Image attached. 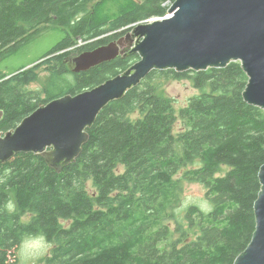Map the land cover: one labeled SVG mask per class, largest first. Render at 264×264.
<instances>
[{
    "label": "trees",
    "instance_id": "obj_1",
    "mask_svg": "<svg viewBox=\"0 0 264 264\" xmlns=\"http://www.w3.org/2000/svg\"><path fill=\"white\" fill-rule=\"evenodd\" d=\"M109 1L0 0V61L42 33L65 28L45 62L0 75L1 133L54 99L126 71L137 54L78 74L63 60L165 17V4L175 0H124L115 17L101 18ZM42 67L45 83L30 90ZM162 81H187L196 94L177 113ZM247 82L237 62L202 72L152 71L99 113L80 155L61 173L35 154L1 163L0 264H19L24 240L40 236L51 245L43 264H233L255 230L264 165V111L243 101ZM191 183L205 189L210 210L190 205L179 212Z\"/></svg>",
    "mask_w": 264,
    "mask_h": 264
},
{
    "label": "water",
    "instance_id": "obj_2",
    "mask_svg": "<svg viewBox=\"0 0 264 264\" xmlns=\"http://www.w3.org/2000/svg\"><path fill=\"white\" fill-rule=\"evenodd\" d=\"M125 37L134 39L130 51L120 39L63 60L69 73L78 74L126 52L139 56L122 74L75 96L54 99L15 130L0 132V164L17 154H35L61 173L80 155L99 113L152 71L202 72L237 62L248 78L243 101L264 111V0H175L168 16L138 24ZM258 179L255 230L233 264H264V165Z\"/></svg>",
    "mask_w": 264,
    "mask_h": 264
},
{
    "label": "rangeland",
    "instance_id": "obj_3",
    "mask_svg": "<svg viewBox=\"0 0 264 264\" xmlns=\"http://www.w3.org/2000/svg\"><path fill=\"white\" fill-rule=\"evenodd\" d=\"M122 4H124V0H111L105 3L103 5V8H101L99 11V16L101 18L115 17L118 14ZM171 5V3L165 4V6L169 8ZM166 16H168V14ZM149 21L134 24L133 27L131 26L127 28V31H123V34L126 32H130L132 28H134L138 24H145ZM64 29L65 28L61 30L64 31ZM61 30L55 28L48 32L42 33L33 41L22 47L16 54L0 61V75L11 76L20 70L30 68L35 64L39 63V60L63 38L64 33ZM116 33L119 34V32ZM80 45H82V42L78 43V46ZM74 48H76V46ZM43 69L44 67L39 69V76L41 78V81L30 84V90H41V87L45 83L47 78V74L43 73L42 71ZM60 79L61 78L55 79V85L53 87L54 90H58L62 87V84L59 83L61 81ZM67 79L69 81H72V77L70 76H67ZM161 89L165 92L167 97L175 100V109L177 113L178 110H180L181 107L184 106L186 101L191 96L196 94V90H194L187 81H162ZM43 97L44 94H41V98ZM178 127L179 125L176 127V129H178ZM221 170L222 174L227 172L226 167H223ZM190 205H195L204 211H208L211 209V205L206 199V191L199 184L191 183L185 185L181 195V204L179 207V212L183 213V211L186 210V208ZM48 250L43 255H40V246L36 242V239L33 237L26 238L18 252L19 264H21L22 258L24 259V264H43L42 259L44 256H46Z\"/></svg>",
    "mask_w": 264,
    "mask_h": 264
},
{
    "label": "clouds",
    "instance_id": "obj_4",
    "mask_svg": "<svg viewBox=\"0 0 264 264\" xmlns=\"http://www.w3.org/2000/svg\"><path fill=\"white\" fill-rule=\"evenodd\" d=\"M6 209L11 213L13 210H14V205L11 201H9L6 205H5ZM36 239V242L39 244L40 246V252L39 254L40 255H43L47 250L48 248L51 247L50 244L46 243L45 240H44V237L43 236H40V237H37L35 238ZM21 264H24V259L22 258L21 259Z\"/></svg>",
    "mask_w": 264,
    "mask_h": 264
},
{
    "label": "flooded vegetation",
    "instance_id": "obj_5",
    "mask_svg": "<svg viewBox=\"0 0 264 264\" xmlns=\"http://www.w3.org/2000/svg\"><path fill=\"white\" fill-rule=\"evenodd\" d=\"M125 36H126V33H124L123 35L119 36L118 38H116L115 40H113V41H111V42L118 41V40H120V39H124V40H123V48L126 49V50H128V49H129V45H133L134 39H133V38H126ZM109 43H110V42H109ZM130 50H131V48H130L128 51H130ZM75 55H77V54H72V55H69V56H67V57H71V56H75ZM131 55H134V54H129V52H126L125 55H124V57H119V58H123V59H124V58H127V57L131 56ZM65 58H66V57H65ZM47 59H48V58L40 59V60H39V63H43V62H45ZM65 66H66V65H65Z\"/></svg>",
    "mask_w": 264,
    "mask_h": 264
}]
</instances>
